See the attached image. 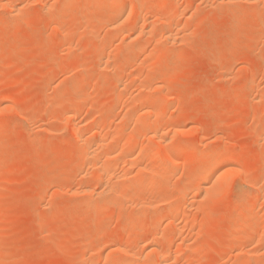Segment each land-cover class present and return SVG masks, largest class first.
Returning <instances> with one entry per match:
<instances>
[{
  "label": "rangeland",
  "instance_id": "obj_1",
  "mask_svg": "<svg viewBox=\"0 0 264 264\" xmlns=\"http://www.w3.org/2000/svg\"><path fill=\"white\" fill-rule=\"evenodd\" d=\"M21 1L18 5L26 8L23 16L13 15L12 7L4 9L0 4V264H105L108 248H114L116 257L127 255L119 250L127 246L128 250L140 253L149 241L143 239L145 243L141 244V237H148L151 229L152 233L155 230L153 235L157 230L163 232L169 214L173 212L177 216L174 208L182 207L184 210L176 219L179 231L167 243L168 247L172 245L171 253H176L174 264L263 263L264 0H236L240 3L234 5H228L229 0H224L226 5L223 0H128L129 8L133 2L143 6L141 15L145 16L140 15V29L143 22L147 23L143 25L146 26L143 31L148 29L142 36L144 47L137 50H132L134 42L125 44L121 33L111 28L118 14L110 16L99 11L97 5L89 3L93 0L81 6L74 0L62 14L50 12L57 11L60 8L57 4L63 5V0ZM45 6L52 7L47 14ZM184 10L187 16H181ZM148 22H152L150 29ZM172 25H181L182 31L179 30L178 42L166 43L165 36ZM135 28L133 24L131 30ZM100 50L104 55H99ZM149 96L157 97V101L141 106L142 98ZM134 97H137L135 101ZM71 100L76 101L79 113L76 118L81 124L76 121L82 125L83 133H87L85 136L89 138L102 130L103 135H108V143L114 146L117 143L112 156L118 166L122 165L121 170L125 169L122 163L126 156H132L127 160H136L140 151L147 155L160 151L164 160L166 150L179 149V169L175 176L165 179L162 171L157 178L144 180L147 184L141 182L148 191H143L147 194L146 201L150 200L153 207L149 203L140 209L132 205L131 199L108 203V198L100 199L97 194L95 198L84 195L83 187L90 181L86 180L84 185L81 178L94 171L93 160H88L90 164L79 162L81 144L74 138L72 127L65 124L66 117L61 122ZM136 106L153 112V121L140 130L128 120L136 111H143ZM101 107L105 108L101 111ZM153 123L156 129L165 127L162 133L171 134L163 147L159 140V143L148 141L143 135L144 129L150 131L149 126L155 129ZM89 127L94 129L90 131ZM117 129L127 130L125 140H121L124 131L117 136ZM130 140H137L139 145L134 147L135 142L129 143ZM123 145L127 146L122 149ZM214 151L233 156L232 165L227 163L235 172L228 168L234 173L229 174L225 193L217 199L210 193L207 200L208 195L205 199L199 195L198 199L194 191L189 195L183 193L184 186L190 182L184 185L189 180L184 179L187 173L188 177L193 176L190 173H195L201 155ZM144 154L139 156L133 175L127 173L128 177L136 178L137 166H144L142 162L147 161ZM140 162L142 165H138ZM118 166L120 172H126ZM95 184L90 183L93 187ZM141 185L130 189L142 196L143 189L141 194L138 192ZM76 189L79 191H73ZM244 193L245 197L248 195L246 200ZM134 195L132 199L137 197ZM235 200H241L240 205ZM140 210L142 215L138 213ZM184 241L193 245L188 246ZM84 248L88 250L86 254ZM248 250L254 254L258 250L259 258L250 259ZM159 261V257L154 258L155 264H162Z\"/></svg>",
  "mask_w": 264,
  "mask_h": 264
},
{
  "label": "bare ground",
  "instance_id": "obj_2",
  "mask_svg": "<svg viewBox=\"0 0 264 264\" xmlns=\"http://www.w3.org/2000/svg\"><path fill=\"white\" fill-rule=\"evenodd\" d=\"M18 2L19 0H3V4L2 3H0L2 6H4V9H5V7L6 8H8L9 6L10 7H12V9H13V11H14V13L12 12V14L14 15V14H16L17 13V15L16 16H20V15H22V12L23 11H25L26 10V8H24V6H21V4L20 5H18L19 4V2H21L22 3V1L20 0L18 3H15V2ZM26 1V0H25ZM64 1V0H63ZM63 1H62V3L61 4H63V5H61V6H59L58 4H57V6H58V10L56 11H51V8L50 7H46L45 6V8H46V10L48 11V12H46V14L47 13H49L50 11V14H58V12H60L61 14H62V10H64L65 8H66V10H69V8H68V5H70V4H73V2H74V0H65L64 1V3H63ZM75 1H77V3L79 2L80 3V6L81 5H86L89 1H87V0H75ZM128 0H93V1H91V2H89L90 4H95V5H97L96 7H98V10L99 11H105V14H108V15H116V14H118V19H116L114 22L112 21V24H111V28L113 29V30H115V31H117L118 30V32H119V35H120V33H121V37L123 36V38H121V39H123V42L125 43V42H130V45H132L133 44V42H134V45H133V47H132V50H137L139 47H141V48H143L142 47V45H143V38H144V36H143V34H144V32L147 34V32H148V29H146L145 31H143V29H145V27H143V25H146L147 23L145 22V24H144V22H143V24H142V28L140 29V27H141V25H140V27H139V24L140 23H142V22H140L141 20H142V18L141 17H144V16H142L143 14H142V12H144V11H141L140 9H141V6H142V4H141V6L140 5H136L137 4V2H133V3H135L134 5H136V6H134V5H132L133 7L130 9L129 8V6H130V4L128 5V2H127ZM130 1V0H129ZM135 1H137V0H135ZM144 1H148V0H144ZM168 2H169V0H167ZM219 1V0H218ZM224 1V0H223ZM223 1H222V3H223ZM247 1V0H246ZM1 2V1H0ZM187 2V1H186ZM207 2H209V1H207ZM213 2V1H212ZM215 2V1H214ZM217 2V1H216ZM235 2H236V0L235 1H231V0H229L227 3H228V5L229 4H231V5H234L235 4ZM239 2V1H238ZM238 2H236V4L238 3ZM25 3V2H24ZM23 3V4H24ZM132 2H131V4H133ZM139 3V2H138ZM141 3V2H140ZM210 3V2H209ZM208 3V4H209ZM221 3V4H222ZM224 3H225V1H224ZM223 3V5H226V3L224 4ZM240 3V2H239ZM145 4V3H144ZM213 4V3H212ZM216 4V3H215ZM214 4V5H215ZM220 4V5H221ZM0 5V6H1ZM214 5H212V6H214ZM240 5V4H239ZM72 6V5H71ZM71 6H70V9H71ZM74 6V5H73ZM211 6V5H210ZM215 6H217V5H215ZM27 7V6H26ZM95 7V6H94ZM143 7V6H142ZM2 9H3V7H1ZM28 8V7H27ZM44 8V9H45ZM129 8V9H128ZM145 8V7H144ZM233 8V7H232ZM231 8V9H232ZM28 9H30V8H28ZM53 10H54V4H53V8H52ZM9 10V9H8ZM7 10V11H8ZM11 10V9H10ZM45 10V11H46ZM66 10H64L65 12H66ZM131 10V11H130ZM137 10H139V11H137ZM234 10V9H233ZM236 10V9H235ZM5 11V10H4ZM30 11V10H29ZM44 11V10H43ZM45 11H44V13H45ZM130 11V12H129ZM136 11H137V15H136V17L134 16V14L136 13ZM141 11V12H140ZM183 11V10H182ZM182 11H181V13H182ZM237 11V10H236ZM6 12V11H5ZM10 12V11H9ZM65 12H64V14H65ZM70 12V11H69ZM180 12V11H179ZM181 13H179V15L181 14ZM184 14H185V10H184V12H183ZM182 13V14H183ZM4 15H5V13H3ZM9 14H11V13H9ZM49 14V15H50ZM63 14V15H64ZM142 14V15H141ZM160 14V13H159ZM181 15V16H187L186 14L185 15ZM252 14H253V12H252ZM257 14V13H256ZM28 15V14H27ZM35 15V14H34ZM60 15V14H59ZM62 15V16H63ZM68 15H70V13L68 14ZM140 15H141V17H140ZM161 15V14H160ZM23 16V15H22ZM48 16V15H47ZM51 16V15H50ZM49 16V17H50ZM57 16V15H56ZM126 16H127V20H126ZM159 16V15H158ZM180 16V17H181ZM60 17V16H59ZM148 17V16H147ZM179 17V16H178ZM1 18V17H0ZM8 18V17H7ZM125 18V19H124ZM151 18V17H150ZM149 17H148V19H150ZM154 18H157V17H154ZM160 18H162V17H160ZM182 18H186V17H182ZM57 19H58V16H57V18H56V21H57ZM123 19V22L124 23H122V20ZM147 19V18H146ZM152 19V18H151ZM159 19V18H158ZM179 19H181V18H179ZM1 20V19H0ZM4 20H3V18H2V22H3ZM145 21V20H144ZM183 20H181V21H179V22H182ZM18 22V21H17ZM184 22V21H183ZM183 22H182V25H183ZM13 23V22H12ZM150 23H152V22H150ZM149 22H148V25L147 26H149V27H147V28H149L150 29V24ZM178 23V22H177ZM109 25H110V22L108 23ZM134 24V26H136V28L134 29V30H131V26ZM136 24V25H135ZM176 24V23H175ZM5 25V24H4ZM12 25V24H11ZM55 25H56V23H55ZM59 25H62L61 23H59ZM153 25V24H152ZM13 26V25H12ZM174 25H172V28H171V30H169L168 29V31H167V29L165 30V32L167 31V33H166V36H165V39L167 40L166 41V43L168 42V41H174L175 42V40L177 41V39H178V33H179V30L180 31H182V29L180 28V26L181 25H178V27H173ZM176 26H177V24H176ZM1 27V26H0ZM3 27H5V26H3ZM94 27V26H93ZM110 27V26H109ZM110 28V29H111ZM151 28H152V26H151ZM177 28H180V29H177ZM95 28H91L90 30L91 31H93ZM89 30V29H88ZM87 30V31H88ZM89 30V31H90ZM264 30V29H263ZM88 31V32H89ZM154 31V30H153ZM184 31V30H183ZM94 32H95V30H94ZM185 32H186V30H185ZM90 33L91 32H89V35H90ZM164 33V32H163ZM18 34V33H17ZM117 34V37H118V33H116ZM145 34V35H146ZM181 34H182V32H181ZM31 35H32V33H31ZM94 35H95V33H94ZM179 35H180V33H179ZM39 36V35H38ZM142 36H143V38H142ZM94 37V36H93ZM115 37V36H114ZM113 38V37H112ZM180 38V37H179ZM187 38V37H186ZM115 39V38H114ZM146 39V38H145ZM164 39V38H163ZM116 40V39H115ZM158 40H160V39H158ZM181 40V39H180ZM118 41V40H117ZM163 42H164V40H162ZM122 42V43H123ZM178 42V41H177ZM124 43H123V45H124ZM158 43H160V42H158ZM166 43H165V45H166ZM180 43V42H179ZM183 43V42H182ZM186 43V42H185ZM126 44V43H125ZM161 44V43H160ZM169 44V43H168ZM171 44V43H170ZM169 44V45H170ZM111 45V44H110ZM177 45V44H176ZM176 45H174L173 44V46H176ZM82 46L84 47V44H82ZM159 46V45H158ZM158 46L156 45V47H157V49H158ZM163 46V45H162ZM171 46V45H170ZM109 47V46H108ZM111 48V47H110ZM124 48V47H123ZM126 48H127V45H126ZM160 48V47H159ZM105 50V49H104ZM109 51V50H108ZM102 51L100 50L99 51V55L100 54H102L101 53ZM105 52H106V50H105ZM105 52H103V54L102 55H104V53ZM130 52V51H129ZM108 54H109V56H110V53L109 52H107ZM128 53V52H127ZM157 53V52H156ZM124 54V53H123ZM101 55V56H102ZM105 56H107V55H105ZM121 56V55H120ZM100 57V56H99ZM104 57V56H103ZM123 58V57H122ZM103 59V58H102ZM153 65V64H152ZM151 65V66H152ZM149 67H150V65H149ZM148 69V68H147ZM73 78V77H72ZM74 80V79H73ZM66 81L68 82L69 81V79H66ZM65 81V82H66ZM72 81V80H71ZM61 83V82H60ZM69 83H70V81H69ZM123 83V82H122ZM121 83V84H122ZM59 84V83H58ZM62 84H63V81H62ZM66 84V83H65ZM124 84V83H123ZM70 85H72L71 83H70ZM68 87H69V85H67ZM75 86V85H74ZM147 86V85H146ZM145 86V87H146ZM151 86H155L154 84L153 85H151ZM72 87V86H71ZM144 87V88H145ZM148 87V86H147ZM146 87V88H147ZM150 87V86H149ZM126 88V87H125ZM143 88V87H142ZM143 88V89H144ZM146 88H145V90H146ZM154 88V87H153ZM152 88V90H154ZM160 88V87H159ZM71 89V88H70ZM68 90H69V88H68ZM148 90V89H147ZM152 90H150V91H152ZM157 90V89H156ZM123 91V90H122ZM159 91H160V89H159ZM158 93V92H157ZM150 95V94H149ZM261 96H262V94H261ZM138 97V96H137ZM137 97H134V101H135V98H137ZM263 97V96H262ZM133 99V98H132ZM3 100H7V99H3ZM75 100V99H74ZM137 100V99H136ZM2 101V100H1ZM72 102H70V103H68L67 105H66V107H65V109H66V114H63V116H62V118L64 117H66L65 118V121H66V125L68 124V126L70 125L71 127H72V130H73V135H74V138L77 140V142L78 143H80L81 145L79 146L80 147V154H79V162H81V163H83V162H85V163H89L90 164V162L88 161V160H90V159H92L93 161V163H91V165L93 164V166H92V168H93V172L91 173V174H89V173H86L85 174V176L83 175H81L83 178H81V179H84L85 180V182H84V185L86 184V180H89L90 182H89V184L86 186L85 185V187H83V192H84V195H89V197L91 196V198H93V196H94V198H95V194H97V195H99L98 197L101 199V196L102 197H105V198H108L107 199V201H108V203H113V202H117V200H120L121 202L124 200H128V199H131L133 202H134V204H132L133 202H130L132 205H134L135 206V208H140V209H142L144 206H147L149 203H150V206H152L153 207V203L151 204V202H150V200H148V198H147V200L149 201H146V197H147V192L148 191H146V190H144V189H146V187H142L143 186V184L141 185V182L142 181H144V180H152V179H154L156 176H158V175H160V173L163 171L164 172V174H163V176L165 177V179H167V178H169V177H167V176H171V177H173L172 175H174L175 173H177V170L179 169V163H177L178 162V158H177V153H179V149H177V148H175L174 150H171L170 149V151H169V149L168 150H166L167 148L165 147V153H164V160H163V158H161L160 157V151H156V152H150V154H144V152L143 151H140L141 153H143L144 154V156H147L146 157V159H147V161H144L145 160V157H144V160L142 159V157H141V159L144 161V162H142V164H144V166L141 164V162H140V164H138V165H142L141 167L139 166H137V168H138V170H137V168H136V170H137V176H138V178H137V176H136V178L135 177H128L127 176V173L129 172V175H133V169L135 168L134 166H136L135 164H137L138 163V161H139V156H142L143 154H141V153H139L138 155V160L136 161L135 159V162H134V160L133 159H131V160H127L129 157H125V158H123V162L124 163H122L124 166L123 167H125V169H126V172L124 173H122V172H120L118 169H117V167L116 166H118V163L116 164L115 163V160H113V156H114V154H113V152H115L116 150H117V143H115V146L114 145H112V144H110L111 142H109L108 143V141H107V133H106V135L107 136H105V135H103V133L99 130V128L101 127V129H103L102 127L103 126H99L98 125V130L99 131H97L96 133L94 132H92L93 133V135L91 136V137H89L88 138V136L86 137L85 136V134H87V133H83V128H82V125L80 126L78 123H80L79 121H78V117L76 118V116H77V114H79L78 113V111H77V108L75 107V102L73 101V100H71ZM157 101V97L155 98H153V97H151V96H149V97H144V98H142V105L141 106H143V104L144 105H150V104H152V103H154V102H156ZM4 102V101H3ZM6 103V102H5ZM4 103V104H5ZM141 103V102H140ZM2 104V103H1ZM0 104V105H1ZM3 104V105H4ZM136 104V103H135ZM6 105V104H5ZM87 105V104H86ZM89 105V104H88ZM2 106V105H1ZM89 106H91V104L89 105ZM104 106V105H103ZM134 107H135V105H134ZM137 107V106H136ZM11 108H13L12 106H11ZM10 108V109H11ZM61 108H63V107H61ZM90 108V107H89ZM88 108V109H89ZM103 108H105V107H103ZM103 108L101 107V111L103 110ZM140 108H142L143 109V111H141V112H138V111H136V112H138V114L135 112L134 113V115H132L133 113H130L129 115H132L131 117H129L128 118V120H130V122L132 121L133 122V124L135 123L138 127H139V130H140V127H147L153 120V112H151V113H149V111H146V109H147V107H137V110L138 109H140ZM145 108V109H144ZM85 109V108H84ZM142 109H140V110H142ZM5 110V109H4ZM7 110V109H6ZM15 110V109H14ZM90 110V109H89ZM88 110V111H89ZM139 110V111H140ZM147 110H150V109H147ZM152 110H154V109H151V111ZM82 111V110H81ZM83 111H86V109L85 110H83ZM107 111H108V109H106V114H107ZM145 111V112H144ZM65 112V111H64ZM129 112H131V111H129ZM105 113V112H104ZM155 113V112H154ZM127 114V113H126ZM57 117V116H56ZM61 118V117H60ZM64 118L63 119H61V122H62V120H64ZM101 118H102V116H101ZM100 118V119H101ZM104 118H105V116H104ZM1 119V118H0ZM76 119H77V121H78V123H77V121H76ZM120 119H121V117H120ZM125 120H126V118H124ZM158 119V118H157ZM175 120V119H174ZM173 120V121H174ZM124 121V120H123ZM160 121V120H159ZM172 121V122H173ZM102 122V121H101ZM121 122V121H120ZM127 122V121H126ZM175 122V121H174ZM98 123V122H97ZM157 123H159V122H157ZM163 123H165V122H163ZM81 124V123H80ZM98 124H100V123H98ZM129 124V123H128ZM132 124V125H133ZM131 125V124H130ZM156 125V124H155ZM154 125V123H153V128H155V127H157V126H155ZM163 125H165V124H163ZM172 125H175V123L174 124H172ZM65 126V125H64ZM97 126V125H96ZM126 128L128 129V132L129 131H131V130H129V125H127V123H126ZM135 126V125H134ZM133 126V127H134ZM166 126V125H165ZM67 127V126H66ZM91 127V126H90ZM90 127H89V129H90ZM94 127V126H93ZM125 127V126H124ZM158 127H159V125H158ZM163 127V126H162ZM162 127H160V129L162 128ZM121 128V125H119V128L118 129H120ZM135 128V127H134ZM149 128V129H148ZM147 129H148V131L149 132H147V130H145L144 129V131L146 132V134L143 132V131H140L141 133H144L143 135H146L145 137L148 139V141H155V142H157V140H159L161 143H162V145L160 146V147H163V145H164V143H166V141H169V136H171V134L169 135V133L167 134V132H166V134L163 132H161V130H164L165 129V127H164V129H161V130H159V128L158 129H153V130H151V126H149ZM168 128H170V127H168ZM180 128V127H179ZM70 129V128H69ZM94 129V128H93ZM92 129V130H93ZM106 129V128H105ZM108 130L110 129V127H108L107 128ZM117 129V130H118ZM173 129H174V127H173ZM176 129H178V128H176ZM175 129V130H176ZM2 130V129H1ZM15 130V129H14ZM91 129H90V131H92ZM97 130V129H96ZM107 130V131H108ZM111 130V129H110ZM126 130V129H125ZM125 130H118V132H117V136H118V134H123V131H124V134H125ZM142 130H143V128H142ZM169 130V129H168ZM11 131H12V129H11ZM16 131V130H15ZM14 131V132H15ZM104 131V130H103ZM127 131V130H126ZM172 131V130H171ZM176 131H178V130H176ZM16 133V132H15ZM134 133V132H133ZM133 133H132V135L131 136H133ZM141 133H139V135L141 134ZM148 133V134H147ZM172 133V132H171ZM7 134V133H6ZM14 134V133H13ZM113 134V133H112ZM124 134H123V137H121V140L122 139H124L125 140V137H126V134H129V133H127L126 132V134H125V136H124ZM137 134V133H136ZM173 134H175V133H173ZM180 134V133H179ZM10 135V134H9ZM135 135V134H134ZM142 135V136H143ZM169 135V136H168ZM114 136V135H113ZM176 136V135H175ZM111 137H112V135H111ZM144 137V136H143ZM113 138H116V137H113ZM133 138V137H132ZM110 139V138H109ZM134 139V138H133ZM123 140V141H124ZM141 140H142V138H141ZM143 140H144V138H143ZM171 140H173V136H172V138H171ZM73 141V140H72ZM131 141H133V140H130V142L129 143H131ZM147 141V142H148ZM176 140L174 139V142H175ZM133 142H135L134 143V147L136 146L135 144H138L137 143V140H135V141H133ZM143 142V141H142ZM141 142V143H142ZM145 142V141H144ZM73 143H74V141H73ZM73 143H71L70 144V146L73 144ZM120 143H122V142H120ZM126 143H128V139H127V142ZM157 143H159V142H157ZM160 143V144H161ZM173 143V142H172ZM177 143V141L175 142V144ZM180 143V142H179ZM77 144V143H76ZM123 144H124V142H123ZM133 144V143H132ZM159 144V145H160ZM74 145H75V143H74ZM120 145V144H119ZM128 145V144H127ZM126 145V146H127ZM139 145V144H138ZM141 145V144H140ZM126 146H124L123 145V147H122V149L124 148V147H126ZM169 146V145H168ZM72 147H73V145H72ZM132 147V146H131ZM140 148H142V146L140 147ZM143 148H144V145H143ZM141 149V150H144V151H146L145 149ZM73 149H76V145H75V147L73 148ZM160 149V148H159ZM120 150V149H119ZM135 150V149H134ZM122 151V150H121ZM130 151H133V150H130ZM130 151L128 152V153H130ZM137 151V150H136ZM138 151V152H139ZM147 153H148V151H146ZM180 152H181V150H180ZM229 152V151H228ZM66 153H67V151H66ZM77 153V152H76ZM133 153H135V151H133ZM132 153V154H133ZM75 154V153H74ZM112 154H113V156H112ZM141 154V155H140ZM160 154V155H159ZM76 155V154H75ZM75 155H73L72 157H74ZM131 156V155H130ZM134 156V155H133ZM162 156V155H161ZM179 156H181L180 154H179ZM132 157V156H131ZM130 157V158H131ZM127 158V159H126ZM129 158V159H130ZM232 158H233V156L231 155V154H225V153H222V152H209V153H207V154H205V155H201V158H200V160H199V162H198V167H196L197 169H196V171H195V173L193 174L192 172L190 173V175H193V176H190V177H188V173H187V175L185 176L186 178H184V179H189V180H185L184 181V185H186V186H184V188H183V193H185V194H187L188 193V195H189V192L190 191H194L195 193L194 194H196L197 195V198H198V196L200 195V197L201 198H204V197H206L207 195V197H206V200L207 199H209V198H211V197H209V194L210 193H212L211 195L213 196L214 195V198H218V197H220L222 194H223V189H225L226 187H227V184H228V182H230V178H231V176L230 175H232L233 176V173L235 172L232 168H230L229 166H228V163L227 162H230L231 160H232ZM126 159V161H124ZM140 159V160H141ZM120 158H119V163H120ZM150 160V161H149ZM86 161H88V162H86ZM117 161V160H116ZM148 161L150 162L149 164H148ZM147 162V166H145V163ZM231 163V162H230ZM229 163V164H230ZM235 163V162H234ZM68 164V163H67ZM120 165L121 164H119V166H118V168L120 169ZM231 165H232V163H231ZM84 166V165H83ZM82 166V167H83ZM122 166V165H121ZM85 167V166H84ZM91 168V167H90ZM228 168H230V169H232V170H230L229 171V169ZM123 169V168H122ZM125 169H123V170H125ZM186 169H188L187 167H186ZM85 170V169H84ZM86 170H88V169H86ZM121 170V169H120ZM123 170H121V171H123ZM136 170H135V173H136ZM60 171V170H59ZM96 171V172H95ZM83 172V171H82ZM186 172H187V170H186ZM190 172V171H189ZM232 174H231V173ZM237 173H239L238 171H237ZM236 173V174H237ZM230 174V175H229ZM162 175V174H161ZM175 176V175H174ZM54 178H55V176H53ZM167 177V178H166ZM53 178V179H54ZM157 178V177H156ZM193 180H192V179ZM51 179H49V181H50ZM55 180V179H54ZM82 182H83V180H81ZM186 181L188 182V181H190L189 183H186ZM54 182V181H53ZM95 182L97 183V184H95ZM144 182H146V181H144ZM90 183H94L95 185H94V187L92 186V185H90ZM186 183V184H185ZM146 184H147V182H146ZM149 184V183H148ZM83 185V184H82ZM83 185V186H84ZM139 185H141V187L142 188H140L139 190H138V192L141 194V192H140V190L141 189H143V190H141L142 192L143 191H145L146 193H144L143 192V194H142V196H139V195H137L138 193H136V192H134L133 190H134V188H133V186H139ZM145 185V184H144ZM95 186L97 187V188H95ZM58 187H60V186H58ZM155 187V186H154ZM225 187V188H224ZM126 188L128 189V190H126ZM130 188H132L133 190H131ZM156 188V187H155ZM158 188V187H157ZM156 188V189H157ZM228 188V187H227ZM261 188V187H260ZM259 188V189H260ZM263 188H264V186H263ZM60 189V188H59ZM74 189V188H73ZM82 189V188H81ZM80 189V190H81ZM147 189H149V188H147ZM155 189V190H156ZM160 189V188H159ZM57 190V189H56ZM129 190L132 192H129ZM261 190V189H260ZM60 191V190H59ZM58 190H57V192H59ZM73 191H79V189L77 190H73ZM81 191V192H82ZM158 191V190H157ZM212 191V192H211ZM57 192L55 193V194H57ZM82 192V193H83ZM128 192H129V194H128ZM152 192V191H151ZM155 192V191H154ZM243 192V191H242ZM241 192V193H242ZM130 193L132 194V195H130ZM133 193H135V195L134 196H137V197H133V199H132V197L131 196H133ZM157 193V192H156ZM159 193V192H158ZM224 193H225V191H224ZM261 193H264V191H263V189H262V191H261ZM60 194H62V193H60ZM79 194H81V193H79ZM146 194V195H145ZM260 194V193H259ZM96 195V196H97ZM144 195V196H143ZM167 195V194H166ZM245 195V193L243 194V197L245 198L244 200H246L247 199V197H248V195H247V197H245L244 196ZM260 195H263V194H260ZM159 196V195H158ZM164 195H162L161 197H163ZM183 196H184V194H183ZM226 196V195H225ZM241 196H242V194H241ZM259 196V195H258ZM57 197V196H56ZM141 197H143V198H141ZM186 197V196H185ZM238 197V196H237ZM240 197V196H239ZM238 197V198H239ZM261 197V196H260ZM160 198V197H159ZM237 198V199H238ZM240 198H242V197H240ZM117 199V200H116ZM145 199V200H144ZM199 199V198H198ZM205 199V198H204ZM204 199H200V200H204ZM225 199H227V198H225ZM263 199H264V197H263ZM131 200H129V201H131ZM196 200V199H195ZM211 200V199H210ZM257 200V199H256ZM262 200V199H261ZM57 201V200H56ZM236 201V203H237V201L238 200H235ZM242 201H243V198H242ZM128 202V201H127ZM148 202V203H147ZM208 202V201H207ZM239 202H241V200L240 201H238V204H239ZM90 203V202H89ZM103 203H104V201H103ZM107 203V202H106ZM129 203V202H128ZM210 204H211V202H209ZM231 203V202H230ZM232 203H235V202H232ZM244 203V202H243ZM245 203H247V202H245ZM115 204V203H114ZM120 204V203H119ZM123 204H124V202H123ZM93 205V204H92ZM234 205L235 204H233V207H234ZM240 205V204H239ZM261 205V204H260ZM105 206V205H104ZM118 206V205H117ZM150 206H148V207H150ZM183 206V205H182ZM192 206H193V204H192ZM194 206H196V205H194ZM237 206V205H236ZM243 206V205H242ZM248 206V205H247ZM263 206V205H262ZM115 207V206H114ZM119 207V206H118ZM124 207V206H123ZM232 206H231V209L233 208ZM241 207V206H240ZM244 207V206H243ZM242 207V208H243ZM147 208V207H146ZM230 208V207H229ZM175 210H176V214H177V216L175 215V216H173L172 214H173V212H171L169 215H170V217H168V222H167V227H166V229L162 232H158V230L156 231V234H154L153 235V233H155V230L153 231V233H152V230L153 229H151V231H149L150 233L148 234L149 236H151V238L148 236V237H146V238H143V237H141L142 238V240H141V244H142V241H143V239H147L148 238V240L149 241H147V243H145L144 241V243H145V245H143V249L141 250V252L140 253H137V252H135L136 250H128L129 248H128V246H127V248H126V246L124 247V248H126V249H119V250H121V251H124L123 253H126L127 255H125V256H123V257H127V259L126 258H123V257H116V254H114L113 255V251H115L114 250V248L112 249H109L108 248V250L107 251H109V253L106 255V259L108 260L107 261V263L105 262V264H155V262H154V258L155 257H159L160 258V263H162V264H174V255L176 254H172L171 252H173V251H171V250H169V249H171V246H169L168 247V244L167 243H170V241H172V239L174 238V236H175V234H176V232H178L177 231V217H178V214L179 213H181V211H182V209H183V207L182 208H174ZM234 209V208H233ZM136 210H139V209H136ZM184 210V209H183ZM239 210V209H238ZM242 210V209H241ZM241 210H240V212H241ZM244 210V209H243ZM174 211V210H173ZM146 212V211H145ZM185 212H186V210H185ZM138 213H141V210L140 211H138ZM144 214V213H143ZM141 215H142V213H141ZM181 215V214H180ZM238 215V214H237ZM182 216V215H181ZM180 216V217H181ZM253 218V217H252ZM256 218H258V216H256ZM137 219V218H136ZM250 219V222H251V218H249ZM254 219H255V217L253 218V220L252 221H254ZM248 223V222H247ZM237 226V225H236ZM180 228H181V226H180ZM238 228V227H237ZM158 232V233H157ZM237 232V231H236ZM242 232H243V230H242ZM241 233V232H240ZM101 234V233H100ZM106 234V233H105ZM233 234H235V233H233ZM178 235V234H177ZM235 235H239V233L237 234H235ZM179 236V235H178ZM234 238V237H233ZM237 239H238V237H236ZM151 239H152V241H151ZM231 239H232V237H231ZM235 239V238H234ZM233 239V240H234ZM243 239V238H242ZM146 241V240H145ZM174 241H175V239H174ZM190 241H192V240H190ZM236 241V240H235ZM241 241V240H240ZM140 242V241H139ZM185 242V241H184ZM187 242V241H186ZM186 242H185V244H186ZM197 242H198V240H197ZM239 242V241H238ZM237 242V243H238ZM70 243V242H69ZM166 243V244H165ZM71 244V243H70ZM174 244H175V242H174ZM189 244H191V242L189 243ZM189 244H188V242H187V244L186 245H188L189 246ZM232 244V243H231ZM122 245V246H123ZM191 245H193V244H191ZM196 245V244H195ZM237 245V244H236ZM116 246V245H115ZM114 246V247H115ZM138 246H139V244H138ZM173 246H175V245H173ZM84 247V246H83ZM179 247V246H178ZM185 247V246H184ZM187 247V246H186ZM190 247H192V246H190ZM190 247H187V248H190ZM197 247V246H196ZM232 247H233V245H232ZM87 248H88V246H87ZM87 248L84 250V253L86 254L87 252H88V250H91L90 249V247H89V249L87 250ZM116 248V247H115ZM118 248V247H117ZM116 248V249H117ZM135 248V247H134ZM70 249V248H69ZM107 249V248H106ZM133 249V248H132ZM183 249V248H182ZM240 250V249H239ZM120 251V252H121ZM170 251V252H169ZM182 250H178V252H181ZM232 251H233V248H232ZM238 251V250H237ZM245 251V250H244ZM251 251V250H250ZM249 250H248V252H250ZM258 251V250H257ZM257 251L256 250H254V252H255V254L254 253H248L249 254V257H250V259H257V258H259L258 257V253H257ZM177 252V253H178ZM223 252H224V250H223ZM222 252V253H223ZM234 252V251H233ZM253 252V251H252ZM259 252V251H258ZM67 253V252H66ZM69 253V252H68ZM72 253V252H71ZM70 253V254H71ZM171 253V254H170ZM227 253V252H226ZM245 253H247V252H245ZM85 254H83L82 255V257L85 255ZM118 254V253H117ZM181 254V253H180ZM179 254V255H180ZM225 254V253H224ZM122 255V254H121ZM182 255V254H181ZM247 255V254H246ZM262 255V254H261ZM104 256H105V253H104ZM155 256V257H154ZM174 256V257H173ZM237 257H238V255H236ZM180 257V256H179ZM84 258H85V256H84ZM246 258V257H245ZM248 258V257H247ZM105 259V260H106ZM161 259H162V262H161ZM238 259V258H237ZM249 259V258H248ZM85 260V259H84ZM177 260V259H176ZM180 260H182L181 258H180ZM263 260V259H262ZM262 260H260V261H262ZM192 261V260H191ZM260 261H259V263H260ZM181 262V261H180ZM241 262H243L242 261V259H241ZM255 263L256 261H252V263ZM158 263V262H157ZM177 263V262H176ZM183 263V262H182ZM238 263H240V261L238 260ZM251 263V261L249 262L248 261V263H245V262H243V263H241V264H250ZM253 263V264H254ZM256 264H258V263H256ZM261 264H264V262L263 263H261Z\"/></svg>",
  "mask_w": 264,
  "mask_h": 264
}]
</instances>
